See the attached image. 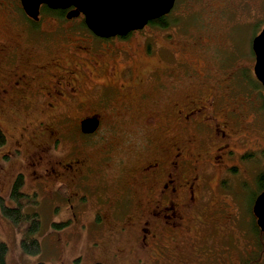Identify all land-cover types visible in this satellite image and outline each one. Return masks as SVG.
Instances as JSON below:
<instances>
[{"label":"rangeland","instance_id":"rangeland-1","mask_svg":"<svg viewBox=\"0 0 264 264\" xmlns=\"http://www.w3.org/2000/svg\"><path fill=\"white\" fill-rule=\"evenodd\" d=\"M235 1L175 0L167 29L148 25L126 40L112 42L97 40L82 24L83 16H44L33 32L18 19L24 16L20 3L17 7L13 0H0V43L19 51L17 74L53 72L49 78L66 77L65 84L73 88L69 96L64 90L55 94L52 81L43 88L46 96L34 92L22 105L13 96L18 88L0 95V128L7 138L0 146V197L8 206L16 205L9 195L15 176L21 174V192L29 195L21 200L22 209L36 211L41 219L36 234L40 251L32 255L23 252L20 242L28 223L13 224L0 210V239L8 245L6 264L239 263L240 253L256 240L251 224L258 188L245 172L261 158L253 148L256 143L264 147L261 89L250 74L251 41L264 23V0H253L251 8L246 3L243 15L227 8ZM176 58L185 65H178ZM167 65L168 70L159 71ZM169 71L183 76L176 80L168 77ZM244 71L251 79L246 77V83ZM203 106L204 112H194ZM176 110L192 111L195 121L182 114L178 121ZM91 115L101 122L95 134L84 137L75 123ZM210 116L225 139L219 130L213 133ZM198 120L210 123L214 136L207 144L199 143L205 147L201 152L194 125ZM175 145L190 154L192 166L188 175L176 179L170 199L179 205L171 226L165 225L169 215L161 220L148 213ZM222 147L233 154L225 156ZM77 157L89 164L83 171L86 186L78 181L76 189L68 188L71 200L66 202L55 194L53 172L50 184L38 178H45L44 168L57 169L55 160ZM151 158L161 163L157 177L133 183V173L141 179L154 165ZM234 163L237 172L225 169ZM200 174L207 183L202 189ZM136 209L142 212L135 214ZM67 219V226L53 227ZM142 227H147L146 238Z\"/></svg>","mask_w":264,"mask_h":264},{"label":"flooded vegetation","instance_id":"flooded-vegetation-1","mask_svg":"<svg viewBox=\"0 0 264 264\" xmlns=\"http://www.w3.org/2000/svg\"><path fill=\"white\" fill-rule=\"evenodd\" d=\"M18 1L20 2V5H21V1L20 0H18ZM252 1L253 0H237V1L234 2V4L227 5V8L230 9V10H233V12L234 11L239 12V15H241V14L243 15V12L241 11V9L243 7H245L246 3H248L250 8H251V6L253 5ZM174 5H175V2L173 4V6ZM43 6L44 5H41L39 7L38 20H36V21L33 20V22L38 23L39 20L44 17V15H42V12H40V9ZM174 7L169 11V13L172 12ZM21 9H22V7H21ZM60 10L64 11V17L65 18H66L67 13L70 11L69 9H60ZM82 16L83 15L80 14L77 17H82ZM26 17L30 18L27 15H26ZM160 17H162V16H160ZM160 17H158V18H160ZM69 20H71V19H69ZM83 23L86 26L85 21ZM148 25H150V21L145 26H148ZM150 26H152V25H150ZM154 28H156V27L154 26ZM160 29H164L165 30L167 28H160ZM263 29H264V23H263V26L261 28H258L257 32L254 34L255 36L252 38L251 46H252L254 38L257 37V34H259ZM37 30H35L33 32H37ZM138 30H141V29H138ZM137 31H131V32L127 33L125 36L115 35L114 37H104V38L98 37L94 33H91V34L92 35L94 34L96 36L95 38L97 40H102V41L110 40V41H112V40H115L117 38H119L121 40H126L134 32H137ZM112 42H114V41H112ZM102 43L103 42H101V44ZM251 48H252L251 57H252L253 61H252V65H251L252 69H250V74H251V72L254 73L253 75L255 76V82L257 84L256 87L258 86L261 89V92H260L261 94L259 95V97H260V99L262 97V99H261L262 100V107L264 108V103H263V97H264L263 92H264V89H263V85H262L261 81L258 80L256 78V75H255V65H256L257 57H256V53L254 52L253 46ZM0 53H3L2 59L0 61V95H5L6 96V95H8L9 91H11L12 89H17L18 88L16 93L13 94V96H15L16 100H18L19 103H21L20 105H22L24 102H28L29 101V100H27V98H30V96H33L32 94L34 92H38L40 94L42 93L43 96H46L44 91H43V88H46V85L48 86L49 84L52 83V81H54V86H55V88L53 89L52 92L55 93V94H57V91H61V90L63 91L64 90L65 95L69 96L68 95V93H70L69 90L72 89V91H73V88L70 86V83H66L65 84L66 77H64L63 79H60V80H59V78H53V77L49 78L48 75L53 74V72L45 73L43 75L35 74V75H31L30 77L26 76V74H24V75L23 74H19L18 75L15 66L17 64V61L20 59V56L18 55L19 51L14 46H12L10 44L1 45V43H0ZM176 60H177L178 65H182V64L185 65L183 62L179 61L177 58H176ZM168 68H169V66H163V67H160L159 71L162 70L164 72V70H168ZM156 72H158V71H156ZM64 73L72 74L69 71L64 72ZM152 73H155V72H152ZM170 73H171V71H169L167 73L168 77L173 75V76L177 77L176 80H179L183 76V75H180V74H174V71H173L172 74H170ZM244 74H245V71H244ZM246 77H248V79H250L249 76H247V74H245L242 77V81H244L245 83L248 81V79H246ZM57 82H58V85H56ZM21 83H22V86L20 85ZM66 85L69 88L66 87ZM56 86H59V87H56ZM253 86L255 87L254 83H253ZM201 93L204 94L205 92L202 91ZM58 95H59L60 99H63V97L65 96L61 92L58 93ZM19 103H18V105H19ZM209 106H210V104H208V107L206 106L207 110L212 112V109L209 108ZM206 107L203 106L201 108H197V109H195L194 112L202 111ZM27 108L28 107H25L24 109H27ZM204 111L205 110H203V112ZM191 112L192 111H189L187 113V112H183V110H176L175 115H176L178 121L183 120V119H181V114H182V116L184 115V118H188V119H190V122H192L194 120V117H192L193 115L190 114ZM89 117H94V118L98 119L97 130L94 133H91V134H87V135L86 134H82L81 123H82L83 120H86V118H89ZM212 118H213V116L208 117L209 121ZM69 120H71V119H69ZM215 120L213 119V121H210V122L214 123ZM100 122H101V118L98 115L97 116H95V115L92 116L91 115V116L81 117L79 119L78 123L76 122L75 124H76V126L78 125V129L77 130L80 131V133L82 135H84V137H87L89 135L95 134L98 131ZM169 122H170V120L168 119L167 123H169ZM184 123H185V121H184ZM202 123L203 122L198 120L194 124L195 127H196L197 132L200 134V135H198V136H200L199 139H198V146L200 147L199 148L200 152H201V149L205 148V147H202L201 145L203 143L207 144V142L212 141L213 138H214V136L211 134V132H209L210 128L212 127V125L210 123H208L207 125L204 124V123L202 124ZM200 129H202V131H200ZM216 130H219L222 133L221 134L222 135L221 138L225 139L226 135H225L224 131L218 127V124L214 125L213 133ZM176 134L177 133L174 132L173 136H176ZM56 135H57V137H59L60 132L56 133ZM56 135H54V136H56ZM194 136H196V135H194ZM256 144H257L256 147H253V148H257L259 150V155H261V158H260V160H259V158H257L255 160V162L252 164L253 165L252 168H249L248 170H246L245 174L247 176H249V177L252 176L253 178L252 177L251 178L253 179V183H256V185H257L258 181H259V178H261L259 176L264 174V166H263V164H264V147L260 146L258 143H256ZM169 145H170V143H169ZM219 149H223L224 150V147L219 148ZM224 153H225V156H230V155L233 154V151H232V149H230V150L226 149V150H224ZM192 156L197 157L198 155L195 153V154H192ZM243 158L248 159L249 156L245 154L243 156ZM151 159L154 160L153 158H151ZM170 159H171L170 168H169L168 171H166L167 174L165 176V180H163L162 184L159 186V189H158L157 193L155 192V196H154V200H153L154 206L150 210L148 215L150 217L158 216L156 218H159L161 220H162V216L164 214L169 215V218H170L169 222H167L165 225L170 224L171 226H173L172 223H173V220H175V217H176L175 211H176V208L178 207L179 204L177 202L174 203L170 199L171 198V194L175 195V193H176L175 192L176 191V179L179 180V179L185 177L186 175H188V173L191 172L189 168L192 166V162H191L190 154H188L184 150V148H182L181 146H178V145H175V147H173V152L171 154ZM54 163L57 164V169H55V171H52V169H50V172H49V169L44 168V175H45L44 177L45 178H43L42 176H40L41 178L40 177L38 178V179H40L42 181V183L44 185L46 184L47 181L50 184V180L52 178V176L50 174L53 172L56 175V180H55V184L57 183L56 184V189L60 185H65L68 188L73 187L74 189H76V187H77L76 183L78 181H80L81 185H84V187L86 186L85 185V180H83V179H85L86 175L84 174L83 171L88 170V168H89V164L88 163L82 162V160H80L78 157L73 159V160H71V161H69V162H62V160H58L57 159V160L54 161ZM203 163H204V161H203ZM208 163H210V162H208ZM160 164L161 163H159V162L156 163V161H155L154 165L147 167L146 171L142 172V174H143V177H141L142 180L140 179V176H139L138 172L136 174L133 173L132 174V182L133 183H137V182L144 183L145 181H147V182L154 181V179L157 177V174H158V170L156 168ZM234 165H235V163L231 164L230 166H226L225 169L231 167L232 171L237 172L238 168L235 167ZM209 166L211 167L212 165H209ZM206 167L208 168L207 164H206ZM135 171H137V170H135ZM140 173H141V171H140ZM240 174H242V172ZM199 177H200L199 180L202 183L201 189L205 188L207 186V183H205L204 180L202 179V174H200ZM241 178H242L240 180L241 182H246L245 178L243 176H241ZM195 179H196V175H193L191 177V180H195ZM253 183H252V185H253ZM56 189L54 191H56ZM189 191H190L189 196H190V199H191L193 197V191L192 190H189ZM263 191L264 190L258 192L255 195L254 201L256 200L255 198L257 197V195H259ZM55 194H56V192H55ZM72 195L76 196L75 200L79 197V196H77L78 193L75 192V191L72 193ZM70 200H71V197L69 196L68 199H66V202H68V201L70 202ZM159 201H161L162 203L165 204L162 208L159 205ZM254 201H253V204H254ZM253 204H252V206H253ZM127 209H128V207H127ZM161 211H163V213H161ZM140 212H142L141 209H136V213L135 214H139ZM252 214H253V210H252ZM130 215L131 214H127V216L131 217ZM101 220H103V218H101ZM252 220L255 221V216L254 215H253V219ZM255 224H256V227H257L258 231L261 232L259 230L258 226H257L256 221H255ZM122 229H124V227ZM141 232H142V237L146 238L145 236H146V233H147V227H145V228L142 227L141 228ZM261 233L264 235L263 232H261ZM257 251L258 250H257V247H256V243L253 241L248 248H245L243 253H240L241 255H240V260H239L238 264H264V250H262L261 252H259V251L257 252Z\"/></svg>","mask_w":264,"mask_h":264},{"label":"water","instance_id":"water-1","mask_svg":"<svg viewBox=\"0 0 264 264\" xmlns=\"http://www.w3.org/2000/svg\"><path fill=\"white\" fill-rule=\"evenodd\" d=\"M23 12L32 20H38L39 7L50 9H69L66 18L83 15L86 27L96 36L114 37L125 35L132 30L141 29L148 20L157 19L172 8L175 0H20ZM256 53L255 75L264 89V29L257 34L252 43ZM264 100V98H263ZM98 119L86 118L81 123L83 134L97 130ZM252 206L255 221L264 233V191L255 198Z\"/></svg>","mask_w":264,"mask_h":264},{"label":"trees","instance_id":"trees-1","mask_svg":"<svg viewBox=\"0 0 264 264\" xmlns=\"http://www.w3.org/2000/svg\"><path fill=\"white\" fill-rule=\"evenodd\" d=\"M13 2H16L17 7H19L20 2L18 0H13ZM40 12H42V15L44 16L55 17L57 20H62L64 17V11L60 9L59 10L50 9L49 7L47 8V6L45 5L40 9ZM23 14L24 16L20 14L18 19L26 23V28H30L32 31L37 30L39 23L33 22L31 18H27L25 12ZM168 16L169 14H166L158 19L151 20L150 25H152L153 27L155 26L156 28H167L169 27L170 22H171ZM82 24L84 25L83 22ZM147 47H148V44L146 45V49L149 50V47L148 48ZM169 58H170L169 61H171L172 56ZM6 140H7L6 134L0 128V146L4 145ZM259 177L261 178H259V181L257 184L258 192L264 190V174L260 175ZM23 182H24V176H22L21 174H17L12 183V186H11L12 189L9 195L10 198L16 202V205L13 207L8 206L5 202V199H3V197H0V210H1L2 215H4L7 219H9L13 224L22 223L25 221L28 223V227L26 230L27 231L26 236L20 241L21 248L23 252L25 253L37 255V253H39L40 251V241H38V239L36 238V234L40 231L41 219L39 217V214L36 211L28 213V212H25L24 209H22L23 205H22L21 200L24 197H29L28 194L21 192V189L23 188L22 187ZM56 194H58V196L61 197L62 199H65V200L68 199L69 197L68 187H66L65 185L58 186L56 189ZM34 196L35 195H33V197ZM68 223H69V220L61 221L58 223H53V227L57 229L62 228L64 226H67ZM251 228H252V231L256 232L255 234L253 233L252 234L255 236V239H256L254 240V242L256 243V247H260V250L258 251L261 252L264 249V242H262V240L264 241V235L258 231L255 222H252ZM7 251H8L7 243L3 242L0 239V264H6L5 258L7 255L6 254ZM38 264H45V263L39 261ZM97 264H100V263H97Z\"/></svg>","mask_w":264,"mask_h":264},{"label":"bare ground","instance_id":"bare-ground-1","mask_svg":"<svg viewBox=\"0 0 264 264\" xmlns=\"http://www.w3.org/2000/svg\"><path fill=\"white\" fill-rule=\"evenodd\" d=\"M174 2H175V1H174ZM174 2H173V3H174ZM173 7H174V6L172 5V8H173ZM172 8H171V9H172ZM171 9H170V10H171ZM170 10H169V11H170ZM168 13H169V12H168ZM166 14H167V13H166ZM166 14H163V15H166ZM163 15H161V16H163ZM159 17H160V16H159ZM157 19H158V18H157ZM152 20H155V19H152ZM149 21H151V20H148V22H149ZM148 22H147V24H148ZM144 26H145V25H144ZM144 26H143V27H144ZM143 27H142V28H143ZM142 28H141V29H142ZM137 30H138V29H137ZM137 30H132V31H137ZM129 32H131V31H129ZM129 32H127V33H129ZM127 33H126V34H127ZM126 34H125V35H126ZM125 35H118V36H125ZM263 98H264V97H263ZM263 103H264V100H263Z\"/></svg>","mask_w":264,"mask_h":264}]
</instances>
